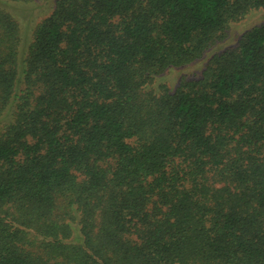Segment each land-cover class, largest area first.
Segmentation results:
<instances>
[{
  "label": "trees",
  "instance_id": "trees-1",
  "mask_svg": "<svg viewBox=\"0 0 264 264\" xmlns=\"http://www.w3.org/2000/svg\"><path fill=\"white\" fill-rule=\"evenodd\" d=\"M1 1L0 264H264V0Z\"/></svg>",
  "mask_w": 264,
  "mask_h": 264
},
{
  "label": "rangeland",
  "instance_id": "rangeland-1",
  "mask_svg": "<svg viewBox=\"0 0 264 264\" xmlns=\"http://www.w3.org/2000/svg\"><path fill=\"white\" fill-rule=\"evenodd\" d=\"M0 4H2L1 0ZM32 5L34 6L33 8H31L30 5L17 6L11 4L9 6L10 8H13V10L10 11L17 18L20 34H28L27 32L29 31L32 24H36L37 21L41 20L49 12V2L47 0H36V2ZM263 17V15H260L258 13H252L251 15L245 17V19L240 20L236 23H232L226 32V37L224 39L225 43L223 45L234 44L241 33H243L252 25L260 23ZM192 72L194 71L188 70L187 73ZM169 82H171V79H169Z\"/></svg>",
  "mask_w": 264,
  "mask_h": 264
}]
</instances>
